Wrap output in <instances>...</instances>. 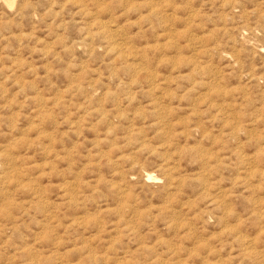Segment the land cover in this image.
I'll return each mask as SVG.
<instances>
[{
	"label": "rangeland",
	"instance_id": "374dc122",
	"mask_svg": "<svg viewBox=\"0 0 264 264\" xmlns=\"http://www.w3.org/2000/svg\"><path fill=\"white\" fill-rule=\"evenodd\" d=\"M0 264H264V0H0Z\"/></svg>",
	"mask_w": 264,
	"mask_h": 264
}]
</instances>
